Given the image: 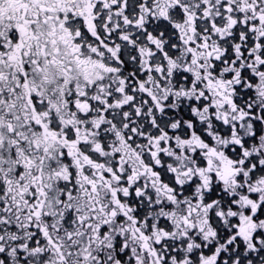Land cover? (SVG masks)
Segmentation results:
<instances>
[{"label":"snow or ice","instance_id":"snow-or-ice-1","mask_svg":"<svg viewBox=\"0 0 264 264\" xmlns=\"http://www.w3.org/2000/svg\"><path fill=\"white\" fill-rule=\"evenodd\" d=\"M0 264H264V0H0Z\"/></svg>","mask_w":264,"mask_h":264}]
</instances>
